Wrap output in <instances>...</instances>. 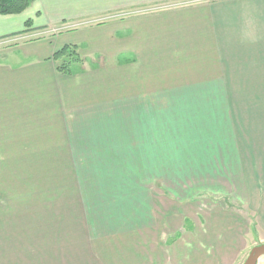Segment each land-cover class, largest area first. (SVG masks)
<instances>
[{
    "label": "crops",
    "instance_id": "1",
    "mask_svg": "<svg viewBox=\"0 0 264 264\" xmlns=\"http://www.w3.org/2000/svg\"><path fill=\"white\" fill-rule=\"evenodd\" d=\"M198 2L0 15V264H243L264 244V181L247 179L235 117L171 116L225 105L208 98L221 58L250 41L264 0ZM28 28L45 33L13 39ZM68 45L69 76L53 60Z\"/></svg>",
    "mask_w": 264,
    "mask_h": 264
},
{
    "label": "rangeland",
    "instance_id": "2",
    "mask_svg": "<svg viewBox=\"0 0 264 264\" xmlns=\"http://www.w3.org/2000/svg\"><path fill=\"white\" fill-rule=\"evenodd\" d=\"M215 1L217 0H199L198 3H212ZM29 26H31V23ZM29 26L26 25V27ZM63 27L56 26L47 32L57 34L66 29ZM250 28L252 30L250 41L244 44L236 43L234 47L227 48L225 58H221L222 64H224V74L221 75L223 88L220 89L218 95L208 97L213 102H224L225 105L219 104L206 107L201 106V104H194L195 109L193 112L182 106L171 107V116L235 117L236 124L244 131L245 155L246 158L250 159V169L246 172L247 179L256 181L260 178L264 181V20H261L260 25L253 24ZM44 29L28 28L12 36H15L13 39L16 36L30 39L28 37L32 35L41 36L45 33ZM1 41L9 42L11 40L8 37H3L0 38ZM110 172L107 170V175ZM94 174L98 176V170L92 169L90 171L91 177L95 176ZM245 212L249 214V211ZM249 216L252 218L251 215ZM179 219L175 216L173 220Z\"/></svg>",
    "mask_w": 264,
    "mask_h": 264
},
{
    "label": "trees",
    "instance_id": "3",
    "mask_svg": "<svg viewBox=\"0 0 264 264\" xmlns=\"http://www.w3.org/2000/svg\"><path fill=\"white\" fill-rule=\"evenodd\" d=\"M35 0H0V15L14 16L25 12ZM30 21L26 25H30ZM53 60L57 63V71L62 75H72V64L81 62L77 54V47L68 45L62 48L53 56Z\"/></svg>",
    "mask_w": 264,
    "mask_h": 264
},
{
    "label": "water",
    "instance_id": "4",
    "mask_svg": "<svg viewBox=\"0 0 264 264\" xmlns=\"http://www.w3.org/2000/svg\"><path fill=\"white\" fill-rule=\"evenodd\" d=\"M264 256V244L253 247L243 264H257L258 260Z\"/></svg>",
    "mask_w": 264,
    "mask_h": 264
}]
</instances>
